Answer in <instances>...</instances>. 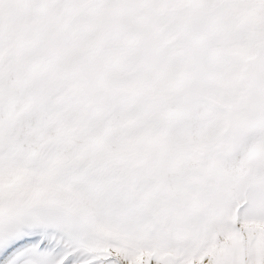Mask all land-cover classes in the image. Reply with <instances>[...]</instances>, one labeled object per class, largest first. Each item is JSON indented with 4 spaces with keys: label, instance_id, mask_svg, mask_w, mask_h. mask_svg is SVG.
I'll use <instances>...</instances> for the list:
<instances>
[{
    "label": "snow or ice",
    "instance_id": "obj_1",
    "mask_svg": "<svg viewBox=\"0 0 264 264\" xmlns=\"http://www.w3.org/2000/svg\"><path fill=\"white\" fill-rule=\"evenodd\" d=\"M0 264H264V0H0Z\"/></svg>",
    "mask_w": 264,
    "mask_h": 264
}]
</instances>
